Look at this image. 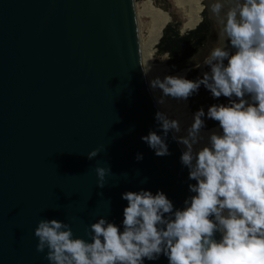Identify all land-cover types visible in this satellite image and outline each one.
<instances>
[{
	"label": "water",
	"instance_id": "water-1",
	"mask_svg": "<svg viewBox=\"0 0 264 264\" xmlns=\"http://www.w3.org/2000/svg\"><path fill=\"white\" fill-rule=\"evenodd\" d=\"M210 2L212 51L219 25ZM157 112L135 0H0V264H49L47 250L36 251L40 220L68 223L89 242L100 218L123 231L125 192L162 191L182 210L196 182L179 143L170 132V155L157 156L141 139L163 136ZM97 167L110 169L104 187Z\"/></svg>",
	"mask_w": 264,
	"mask_h": 264
},
{
	"label": "clouds",
	"instance_id": "clouds-1",
	"mask_svg": "<svg viewBox=\"0 0 264 264\" xmlns=\"http://www.w3.org/2000/svg\"><path fill=\"white\" fill-rule=\"evenodd\" d=\"M209 7L219 25V43L203 62L210 72L195 81L156 78L150 87L162 92L161 105L168 97L186 101L201 85L213 98H228L207 111L219 131L210 132L202 145L201 108L187 135L177 137L180 121L158 111L163 136L150 131L141 138L157 156H166L168 134H174L185 148L180 160L196 182L189 185L194 195L174 210L162 191L125 192L123 231L100 218L90 225L91 242L75 238L68 223L40 220L36 251L47 250L49 264H144L161 255L168 264H264V0H211ZM98 153L93 150L88 158ZM95 171L97 185L104 187L110 169Z\"/></svg>",
	"mask_w": 264,
	"mask_h": 264
},
{
	"label": "bare ground",
	"instance_id": "bare-ground-1",
	"mask_svg": "<svg viewBox=\"0 0 264 264\" xmlns=\"http://www.w3.org/2000/svg\"><path fill=\"white\" fill-rule=\"evenodd\" d=\"M175 2L177 6L181 7L184 10L185 13L186 20L183 23L182 31H189L194 29L200 22V7L203 0H175ZM136 19L138 22L139 29V54L141 68L146 78L150 96L154 104L156 105L157 110L159 112L167 113L170 119L180 118L182 120H186L187 125L191 126V124L193 123L194 115H192L188 110L187 100L178 101L172 99L171 97H168L165 98V103L161 105L158 103V100L160 99L159 96H161V93H158L156 89L153 90L150 87V82L156 78L153 77V74L157 71L162 70V68L160 67L156 68L155 70L149 61L150 56L153 54L154 46L157 44L158 35L164 28L165 20L162 13H160L159 11L152 10L147 1H142L139 4H136ZM141 19L147 20L142 26L143 31L140 26V24H142ZM163 73L164 75H160L161 80H163V78L166 76H181L184 72L171 75L166 69H164ZM209 133L210 132L202 133V135L204 136L202 145L208 142ZM172 135L174 134L172 133ZM175 135L179 137L181 135V131L179 133H175ZM179 147L181 149V152L183 153V151L185 150L184 146L179 144Z\"/></svg>",
	"mask_w": 264,
	"mask_h": 264
},
{
	"label": "rangeland",
	"instance_id": "rangeland-1",
	"mask_svg": "<svg viewBox=\"0 0 264 264\" xmlns=\"http://www.w3.org/2000/svg\"><path fill=\"white\" fill-rule=\"evenodd\" d=\"M142 1H147L152 10L159 11L160 13H162L164 20H165L164 26L168 23V21L170 22V20H171L167 11H165V9H163L165 6L169 11H172L176 15V17L178 18V20L181 21L182 26H183V23L186 20L185 19V13L181 7L176 5L175 0H167V3L164 0H135L136 4H139ZM165 3L169 4V6L166 5ZM202 7H204L203 2H202ZM201 11L203 12L204 10H202V8L200 7V20H201V13H202ZM166 17H167V19H166ZM145 21H147V20L141 19V22H142V24H140L141 28L144 25ZM142 31H143V28H142ZM186 32H188V31H182V28H181V33H186ZM213 36H214V31H213V35H212L211 39L209 41H207V43L205 44V47L200 51V53L193 60V65L190 68L182 69L181 71H178V72L172 71L171 68L169 67L167 55L158 56L156 54V48L154 46L153 54L150 56L149 61L155 70H156V68H159V67L162 68V70L155 72L153 74V77L161 79L160 75H164L163 70L166 69L171 75L184 72L183 75H181V76H183L186 79L193 80V81L197 80L198 78L202 79L203 74H204V69L206 67H208L203 62L212 49ZM156 90L158 91V93H161V96H159L161 98L163 96L162 92L159 89H156ZM228 102H229L228 98H225L223 96L220 97L219 99L213 98L212 94L203 85H201V87L197 93L193 94L191 97H189L187 99L188 110L192 115H194L201 108L204 109L205 117L203 119L205 121V124L211 123V122H216V121H213V120L207 118V111H208V108L210 106H212L214 104H227ZM177 120L180 121L181 128H182L181 129V135L179 137H181V136L184 137L187 135V129L190 126L187 125L186 120H182L180 118ZM182 124H184V125H182ZM218 126L219 125L217 124L215 127H212L208 130L203 129L202 133L212 132L213 130L219 131ZM183 132H184V135H183Z\"/></svg>",
	"mask_w": 264,
	"mask_h": 264
},
{
	"label": "trees",
	"instance_id": "trees-1",
	"mask_svg": "<svg viewBox=\"0 0 264 264\" xmlns=\"http://www.w3.org/2000/svg\"><path fill=\"white\" fill-rule=\"evenodd\" d=\"M164 1L167 3V0ZM166 5L169 6V4ZM163 9L167 11L171 20L158 35L157 44L155 45L156 54L158 56L167 55L168 64L172 71L178 72L182 69L190 68L193 65L195 57L205 47L207 41L211 39L213 35V23L207 17L206 10L204 9L203 12L201 11V22L193 30L181 33V21L166 6ZM217 124L218 122L206 123L204 129L208 130Z\"/></svg>",
	"mask_w": 264,
	"mask_h": 264
}]
</instances>
